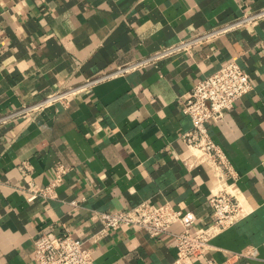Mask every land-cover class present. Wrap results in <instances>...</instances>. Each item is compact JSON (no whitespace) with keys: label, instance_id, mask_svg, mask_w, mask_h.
Returning <instances> with one entry per match:
<instances>
[{"label":"crops","instance_id":"obj_1","mask_svg":"<svg viewBox=\"0 0 264 264\" xmlns=\"http://www.w3.org/2000/svg\"><path fill=\"white\" fill-rule=\"evenodd\" d=\"M263 9L264 0H0V118ZM232 60L253 89L208 125L237 175L220 184L208 166L185 165L191 120L182 109L194 83ZM59 165L69 171L57 198L28 201L29 184L48 186ZM232 183L248 215L206 258L183 264H264V17L0 125V264H33L37 237L65 231L93 264H174L170 235L104 231L95 212L168 203L202 229L209 199ZM254 248L257 259L238 256Z\"/></svg>","mask_w":264,"mask_h":264},{"label":"built area","instance_id":"obj_2","mask_svg":"<svg viewBox=\"0 0 264 264\" xmlns=\"http://www.w3.org/2000/svg\"><path fill=\"white\" fill-rule=\"evenodd\" d=\"M263 17L264 9L256 13H244L222 27L198 33L147 58L119 66L111 74L86 79L79 84L54 91L36 105L23 107L0 118V125L17 116L29 115L57 102H65L69 97L78 95L111 76H121L189 52L225 32L253 25ZM252 89L249 74L236 60L222 65L210 76L194 83L182 109L191 120V129L181 135V140L189 151L188 158L184 160L185 165L190 168L206 165L220 184L229 181L235 183L237 175L221 147L214 142L208 125L218 123L224 114L233 109ZM68 171V168L59 165L54 180L48 186L37 187L30 183L26 190L27 200L47 201L57 198L56 188ZM234 183L209 199L212 222L202 229H196L198 219L193 213L178 210L168 203L155 205L146 201L126 211L95 212V217L102 224L104 231L138 227L153 238L170 235L176 251L174 264H183L190 258H206L212 249V241L248 215L239 200L240 191ZM70 204L77 207L79 203L72 201ZM238 256L257 259L258 253L254 248L242 251ZM33 264H93V257L89 250L83 248L82 242L75 239L69 231L61 235L42 233L34 242Z\"/></svg>","mask_w":264,"mask_h":264}]
</instances>
